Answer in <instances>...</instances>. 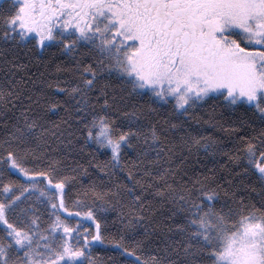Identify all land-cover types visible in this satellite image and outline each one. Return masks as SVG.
<instances>
[{
    "label": "snow or ice",
    "instance_id": "snow-or-ice-1",
    "mask_svg": "<svg viewBox=\"0 0 264 264\" xmlns=\"http://www.w3.org/2000/svg\"><path fill=\"white\" fill-rule=\"evenodd\" d=\"M0 42L55 48L74 63L67 87L43 100L29 96L18 116L6 103L0 108V264H98L92 244L105 242L107 228L96 212L119 210L125 231L141 227L149 188L143 181L153 173L162 182L156 195L173 205L165 230L179 242L143 260L137 252L144 240L131 251L119 243L129 264H264V202L257 209L231 191L230 181L226 187L207 176L177 184L174 170L163 168L176 134L201 143L185 128L189 113L223 99L226 107L259 115V131L238 137L242 155L235 158L264 193V0H0ZM168 104L170 113L160 111ZM60 113V122L49 123V114ZM121 114L126 122L118 125ZM80 137L85 147L110 153L95 165L110 183L93 181L77 193L83 199H72L87 169L51 155L50 140L81 143ZM125 153L135 159L125 162ZM118 172L126 183L111 182ZM31 196L36 201L22 207ZM222 198L235 206L216 210ZM69 199L82 210H70Z\"/></svg>",
    "mask_w": 264,
    "mask_h": 264
},
{
    "label": "trees",
    "instance_id": "trees-1",
    "mask_svg": "<svg viewBox=\"0 0 264 264\" xmlns=\"http://www.w3.org/2000/svg\"><path fill=\"white\" fill-rule=\"evenodd\" d=\"M73 68L72 58L58 52L55 48L47 52H40L31 49V46L18 48L15 45H6L0 42V92L5 94L4 99L0 100V108L6 103L9 115L18 116L23 105L30 103L29 96L33 99L43 100V96H51L57 86L67 87L73 81V72L71 71ZM12 92L18 93L20 98L8 95ZM57 98L64 99L62 95H58ZM171 107V104L165 105L160 111L170 113ZM254 112L255 110H247V107L237 109L226 107L223 99L210 100L201 107L193 109L188 115L185 128L192 136L200 139V145H194L188 141L183 132L176 134L174 154L167 163L162 162L163 168L174 170L175 180L177 184L181 185L187 184L189 180L202 179L205 176L226 187L225 182L230 181L234 186L231 191H235L240 198L255 205L258 209L264 202L260 181L250 171L245 173L246 163L243 159L235 158L242 155L237 147L238 137L252 129L259 131L261 122L259 115ZM63 116L64 113H60L59 116L49 114V123L51 121L60 122ZM115 122L118 125H123L126 122V117L121 114ZM77 135L79 136V133ZM180 137H184V141L187 142L181 141ZM80 139L81 143H77L75 140L69 143L63 138L50 140L51 155L64 154L69 166L74 167L79 164L87 169V175L81 173L77 183L72 187L70 193L72 199H83L77 193L81 191L82 187H87L93 181L100 183L101 180H104L105 183H110L105 180L104 173L95 167L97 162L110 160V153L107 149H99L94 144L85 147L82 137ZM205 144L211 146L205 150ZM130 159H135V157L130 153H125V162ZM125 176V172H118L111 182L126 183ZM12 179L17 180V183L24 182L17 176H13ZM143 182L149 185L148 190L143 192V197H146L145 204L148 207L145 209L146 218L143 225L135 231H125L118 218L119 210L109 209L96 212L97 218L101 219L102 229L107 228L105 242L98 245L92 244V258L97 260L98 264H129V258L123 256L120 248L117 247L119 243L128 246L131 251V246L136 240H144V250L137 252V255L143 260L151 256L162 255V249L165 248L166 242H179V238L174 233H168L165 230V225L172 223L169 212L173 205L170 200L156 195L155 184L162 182L155 176V173L152 178L145 177ZM171 182L169 179V183ZM19 194L18 192L17 195ZM137 194H140L139 190ZM24 196H28V193L25 192ZM128 199L130 198L126 197L125 201L127 202ZM35 201L36 197L31 196L21 206L27 207ZM86 203L91 204L92 202L88 200ZM37 206L41 208V211H44L43 206ZM69 206L73 211L82 210L73 208L71 199H69ZM234 206L231 200L222 198L215 208L216 210L223 208L227 212L228 207ZM43 218L47 220L48 215ZM76 219L80 220L89 231L94 229L92 221L82 217ZM146 231L151 232L147 238L144 235Z\"/></svg>",
    "mask_w": 264,
    "mask_h": 264
},
{
    "label": "rangeland",
    "instance_id": "rangeland-1",
    "mask_svg": "<svg viewBox=\"0 0 264 264\" xmlns=\"http://www.w3.org/2000/svg\"><path fill=\"white\" fill-rule=\"evenodd\" d=\"M78 218H80V217H78ZM98 244H100V243L93 242V245H98Z\"/></svg>",
    "mask_w": 264,
    "mask_h": 264
}]
</instances>
